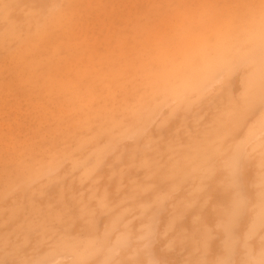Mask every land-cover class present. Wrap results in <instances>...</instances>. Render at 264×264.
<instances>
[{
  "label": "rangeland",
  "instance_id": "374dc122",
  "mask_svg": "<svg viewBox=\"0 0 264 264\" xmlns=\"http://www.w3.org/2000/svg\"><path fill=\"white\" fill-rule=\"evenodd\" d=\"M238 1L0 0V264H264V0ZM217 17L204 74L165 57Z\"/></svg>",
  "mask_w": 264,
  "mask_h": 264
},
{
  "label": "bare ground",
  "instance_id": "6f19581e",
  "mask_svg": "<svg viewBox=\"0 0 264 264\" xmlns=\"http://www.w3.org/2000/svg\"><path fill=\"white\" fill-rule=\"evenodd\" d=\"M262 7L263 8H261L260 11H247L252 13H258L261 15L264 12V6ZM236 9L238 8L233 6L232 11H237ZM189 11L190 10H188V12ZM192 14L194 13L192 12ZM181 15H183L187 19L192 18L191 15L188 17L187 12H183L181 13ZM227 26L228 24L225 20H221L220 17H217L215 21H208L207 24L202 25L201 27L193 25L182 26L179 29H174V35L167 41L164 47L165 57H171L173 56L172 54L178 53L180 55L181 63L184 65V69L189 72V75L191 77H197L199 75H202L204 74L205 68L208 66V63H211L210 61L214 57L213 54L207 52L208 46L215 45L216 43L221 42L223 39H225V30ZM136 121L137 120H134V122ZM90 123L91 120L89 119V117H87L82 123H80V126L82 128H88L90 126ZM117 124H119L118 121H114L112 124H110V129L108 131L115 130V132L118 133L119 127L117 126ZM104 130L105 128H102V131ZM94 138L95 136H91V138L83 139L81 142L84 144L90 143L93 142Z\"/></svg>",
  "mask_w": 264,
  "mask_h": 264
}]
</instances>
